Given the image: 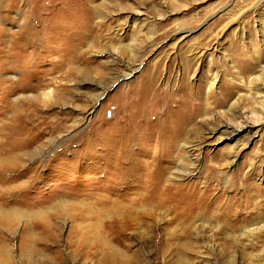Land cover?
I'll return each instance as SVG.
<instances>
[{
  "label": "rangeland",
  "instance_id": "1",
  "mask_svg": "<svg viewBox=\"0 0 264 264\" xmlns=\"http://www.w3.org/2000/svg\"><path fill=\"white\" fill-rule=\"evenodd\" d=\"M0 264H264V0H0Z\"/></svg>",
  "mask_w": 264,
  "mask_h": 264
},
{
  "label": "bare ground",
  "instance_id": "2",
  "mask_svg": "<svg viewBox=\"0 0 264 264\" xmlns=\"http://www.w3.org/2000/svg\"><path fill=\"white\" fill-rule=\"evenodd\" d=\"M32 12H30V14H31ZM28 20V18L26 17L25 19H24V22H25V28H27L26 27V25H27V21ZM63 24V23H62ZM65 24V23H64ZM63 24V25H64ZM47 28V27H46ZM51 28V27H50ZM37 30V29H36ZM42 30H47V31H49L50 29H42ZM32 32V31H31ZM43 32L44 31H39L38 33H36V34H27L26 36H24L23 38H22V40L23 39H25L26 37H27V39L25 40L26 42H28V43H34L37 39H38V37L39 38H43L44 36H46L45 34L43 35ZM49 34H51V32H49ZM53 37V36H52ZM23 46H24V44H14L13 45V47H12V49H14V48H23ZM202 51V50H201Z\"/></svg>",
  "mask_w": 264,
  "mask_h": 264
}]
</instances>
